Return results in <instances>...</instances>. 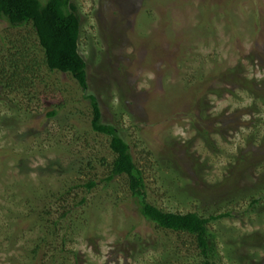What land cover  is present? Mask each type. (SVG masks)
Instances as JSON below:
<instances>
[{
    "label": "rangeland",
    "instance_id": "1",
    "mask_svg": "<svg viewBox=\"0 0 264 264\" xmlns=\"http://www.w3.org/2000/svg\"><path fill=\"white\" fill-rule=\"evenodd\" d=\"M72 3L87 91L47 68L34 88L0 85V264H202L191 236L141 216L126 176L104 181L96 157L113 155L86 94L130 145L148 202L214 218L213 264H264V0ZM26 33L35 40L0 22V64ZM80 170L93 190L76 187ZM72 187L67 218L61 203L42 213L50 190ZM57 221L60 237L33 258Z\"/></svg>",
    "mask_w": 264,
    "mask_h": 264
},
{
    "label": "trees",
    "instance_id": "2",
    "mask_svg": "<svg viewBox=\"0 0 264 264\" xmlns=\"http://www.w3.org/2000/svg\"><path fill=\"white\" fill-rule=\"evenodd\" d=\"M0 22H5L10 29L19 30L23 27L32 29L35 35L34 41H31L33 35L26 33L23 38L9 40L6 44L7 59L0 64V85L6 91H13L16 83L22 89L29 85L34 88L35 76L44 68L53 74L69 75L84 92L87 91V63L79 52L81 18L78 7L72 3V0H0ZM13 49L16 50L14 54L11 53ZM6 64H8L10 75L6 72ZM85 98L92 108L91 128L95 134L109 139L108 149L113 155V159L109 162L104 158L96 157L98 164L110 170L104 181L112 182L117 177L126 176L132 196L138 202L141 216L159 230L191 236L204 258L202 264H213L211 256L214 252L216 253V250L212 243L213 239H210L212 236L209 234L208 225L214 218L208 220L195 213L182 215L167 212L148 202L144 173L137 167L129 149L130 145L120 136L114 125L103 123L102 110L97 98L92 94H86ZM57 112L58 110L55 109L47 113L48 117H57ZM88 167L94 168L91 162H88ZM77 174L84 178L83 185L79 184L77 188L83 187L91 191L97 185L95 180L86 179L83 170L78 171ZM73 188L58 192L50 190L47 194H50L51 205L46 206L42 213L50 217L53 202H56L62 204L61 209L64 211L60 218H67L71 209L65 206L68 204L67 196ZM84 202L83 199L81 204ZM57 223L58 221L54 223L55 232L49 231L44 238L37 241V246L31 252L33 258L36 259L43 248L51 246L50 238L60 237L56 229ZM47 235H49L48 238ZM176 257L180 256L176 255L173 258Z\"/></svg>",
    "mask_w": 264,
    "mask_h": 264
}]
</instances>
